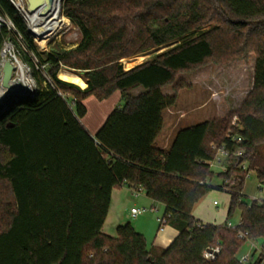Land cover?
<instances>
[{"label": "trees", "instance_id": "obj_1", "mask_svg": "<svg viewBox=\"0 0 264 264\" xmlns=\"http://www.w3.org/2000/svg\"><path fill=\"white\" fill-rule=\"evenodd\" d=\"M0 14L15 27L1 28L0 53L14 43L36 82L32 93L0 107V264H242L249 241L260 251L247 264L264 262V200H242L250 173L264 186V0H65L80 41L48 53L38 51L10 0H0ZM251 55L253 87L238 110L180 129L168 149L156 147L164 112L187 88L179 74L248 63ZM136 57L126 66L141 64L126 70L122 61ZM61 69L81 73L87 87L60 80ZM116 92L124 105L93 138L81 123L84 101ZM222 149L228 155L216 175L211 166ZM215 176L231 197L228 218L240 212L235 228L193 215ZM123 186L165 207L178 232L167 248H149L130 222L115 237L103 233L113 191Z\"/></svg>", "mask_w": 264, "mask_h": 264}, {"label": "rangeland", "instance_id": "obj_2", "mask_svg": "<svg viewBox=\"0 0 264 264\" xmlns=\"http://www.w3.org/2000/svg\"><path fill=\"white\" fill-rule=\"evenodd\" d=\"M62 16L66 20L62 32L59 33V31H56L55 33H53L49 38L51 41H49V39L41 42L35 41V45L39 52L48 53L54 49L70 50L78 45L80 41L79 30L71 23V21L67 17L64 16L63 8ZM176 44L177 43H172L168 46L147 52L143 55L145 56V58L141 63L148 61L153 56L162 53L166 49L171 48ZM14 56L18 58L21 65L20 67H16V80L24 77L27 80V89L30 91V93H32L36 88V82L32 76L31 69L22 61L17 46L14 43H10L9 46L3 48L0 53V97L4 93V87L2 85L4 78V66L7 62L12 61ZM252 58L254 60V56H252ZM122 62L123 65L128 69V67L126 66V61L124 62L123 60ZM211 65L212 64L199 67L193 69L192 71L181 73L178 75V78L185 85H187V88L182 90L183 92L180 94L182 109L186 111L187 115L184 119H182V122L179 123V127L181 128L186 127L187 123L196 125L210 121L212 120V118H214L213 116L215 115V112L213 110V104H210L211 100L209 99H212L215 93L211 88H209L211 86H208V84L206 83L209 81L208 67H210ZM80 74L81 73L79 72L70 71L68 69H61L58 77L60 80H69L71 83L79 86L80 88L82 87L83 89L86 86L85 82L81 79ZM218 76L219 82H215L217 92L215 101H218L220 106L222 104L227 105L230 101H236L238 104L244 99V97L252 87V71L250 68V62L246 64L243 70L235 69L234 71H229L228 74L226 73L225 75L221 74ZM169 89L172 90L171 87ZM141 91L143 90L140 89L138 91H135L134 94L137 95ZM114 95L115 93L109 99L103 101H99L95 97H89L88 99H86L84 102L87 108V113L86 116L82 119L83 124L95 123V121L98 122L103 116H105V114H107V119L111 106H116V100L121 97L119 92L118 94H116L117 96ZM220 101L222 102L220 103ZM1 102L2 101L0 100V107L3 104ZM122 105H124V102H122ZM223 109L224 108L221 109L223 111V113L220 114L221 116H218L216 119L224 118L227 116L228 111H224ZM170 111L172 112V114H169L168 112L166 113L167 124L170 123L171 119L179 118L181 115L178 113L176 114V110L171 109ZM165 132L163 135H165ZM211 148L217 149L216 145H212ZM259 149L261 154L264 156V142L260 144ZM219 158L220 156L216 158L211 166L216 175L223 171V167L218 163ZM222 184L223 180L217 176H215L210 181L212 190L198 202V204L194 208L193 215L196 219L202 221L205 224L224 226L225 224L231 223L234 227H237L241 222L240 212L237 211L232 217L228 218L227 213L231 197L226 190L217 189L218 187L222 186ZM260 188L261 186H259L256 174L250 173L244 185L242 198L243 202L247 205H251L254 201H263L264 186H262V190ZM152 206L157 209V212L155 214L146 213L138 217L137 219H133L130 217V210L132 207L139 209H150ZM164 214L165 207L162 204L149 199L144 193H141L136 198V196L127 191L125 192V194L120 196L118 201L113 204L111 212L110 214H108L109 217L108 219H106L107 222L106 224H104L105 227L103 229V233L108 236L115 237L117 227L130 222L135 230H137L139 226L141 230L146 232L145 238L148 242V247L151 248L152 239L160 233L158 230L159 223L157 222V217H163ZM120 220H124L122 221L124 223L118 225V222H120ZM254 244L258 247L257 253H259V244ZM253 252L254 250H252L251 246L247 244L242 249L240 256Z\"/></svg>", "mask_w": 264, "mask_h": 264}, {"label": "crops", "instance_id": "obj_3", "mask_svg": "<svg viewBox=\"0 0 264 264\" xmlns=\"http://www.w3.org/2000/svg\"><path fill=\"white\" fill-rule=\"evenodd\" d=\"M252 56H254V55H251L250 56V60H249V62H250V68H251V71H252V87H253V73H254V63H255V56H254V60H253V58H252ZM137 58H139V57H136V58H133V59H128V60H124V62L125 61H135ZM139 64H141V63H139ZM139 64H135V65H133L132 67H130V68H126L125 66V69L126 70H129V69H131V68H133V67H135V66H137V65H139ZM246 64L247 63H245V62H236V63H234V64H232V65H230V66H228V67H222V66H218V65H214V64H212L210 67H208L209 68V72H208V74H209V81L208 82H206L207 84H208V86H211V87H209V88H211L212 89V91L215 93L214 95H213V97H212V99H209V100H211V102H210V104H213V110H214V112H215V115L213 116L214 118H212V120H214V119H216L218 116H221L220 114L221 113H223V111L221 110L222 108H224L223 110L225 111H228L227 112V115L229 114V113H231V112H233V111H236V110H238L239 108H240V106H241V104L243 103V101L245 100V98L247 97V95L249 94V92L251 91V89H252V87H251V89L248 91V93H247V95L244 97V99L242 100V101H240L238 104H237V102L236 101H230V102H228V104L227 105H225V104H222L221 106L219 105V103H218V101L216 102L215 101V98L217 97V92H216V84H215V82L217 83V82H219L218 81V75H221V74H223V75H225L226 73L228 74V72L229 71H234L235 69H241V70H243V68L246 66ZM221 73V74H220ZM230 74V73H229ZM74 75V74H73ZM82 79V78H81ZM62 81L64 80V79H61ZM83 80V79H82ZM178 80H180L179 78H178ZM65 82L67 81L68 83L70 82L69 80H64ZM84 81V80H83ZM85 82V81H84ZM71 83V82H70ZM85 86H86V82H85ZM82 88V87H81ZM86 88V87H85ZM85 88H83V89H85ZM170 87H166V88H164L163 89V93L165 94V95H172L173 94V90H170L169 89ZM172 88V87H171ZM140 90V89H139ZM166 92H165V91ZM136 91H138V90H136ZM134 92L135 91H133L132 93L134 94ZM183 91H181V92H179V94H178V102H177V104H176V106H174V107H172V108H170V109H168V110H166V112H164V125H163V129H162V132H161V134H160V136L158 137V139H157V141H156V147L157 148H159V149H168L169 148V146L171 145V142H172V140H173V138L175 137V134L180 130V128L181 127H179V123H181L182 122V119H184L187 115H186V111L184 110V109H182V105H181V99H180V94L182 93ZM120 93V92H119ZM172 93V94H171ZM116 94H118V92H116L115 93V95ZM114 95V96H115ZM117 96V95H116ZM120 96H121V94H120ZM209 100H208V102H209ZM122 97H120L118 100H116V102H115V105L116 106H111V108H110V112H109V114L114 110V109H116V108H121V107H123V105H122ZM207 102V103H208ZM214 102H216V103H214ZM222 101H220V103H221ZM85 103V102H84ZM209 104V105H210ZM209 105H207V106H209ZM232 105H233V107H232ZM115 107V108H114ZM221 108V109H220ZM176 110V114L178 113V114H181L180 115V117L179 118H176V119H171L170 120V123H168L167 124V119H166V113L168 112L169 114H172V112L170 111V110ZM108 114V115H109ZM106 116H107V114H105V116H103L98 122L97 121H95V123H89V124H83V122H82V120H81V122H82V125L85 127V129L89 132V134L93 137V138H95V136H96V134H97V132L99 131V129L102 127V125L104 124V122H105V120H106ZM211 121V120H210ZM193 125H195V124H193ZM192 124H189V123H187L186 124V127H190V126H193ZM186 127H184V128H186ZM181 129H183V128H181ZM166 131V132H165ZM164 132H165V135H163L164 134ZM127 191H129L130 193H132L133 194V192L130 190V189H128L127 187H125V186H123L122 188H120V189H117V190H114L113 191V194H112V199H111V206H110V212H111V209H112V206H113V204L116 202V201H118V199L120 198V196L121 195H123V194H125V192H127ZM134 195V194H133ZM135 196V195H134ZM137 198V197H136ZM153 208H155L154 206H152ZM132 208H135V207H132ZM131 208V209H132ZM156 209V208H155ZM157 210V209H156ZM131 211V210H130ZM110 212H109V214H110ZM108 217H109V215L107 216V219H108ZM130 217H131V215H130ZM132 218V217H131ZM118 220V219H117ZM122 221H124V220H120V222H118V225L119 224H122V223H124V222H122ZM106 222H107V220H106ZM106 222H105V224H106ZM117 225V224H116ZM104 227H105V225H104ZM104 227H103V229H104ZM159 230V229H158ZM103 231V230H102ZM137 232H141V231H143V230H141V228H139V226H138V229L136 230ZM139 232V233H140ZM160 232V231H159ZM158 232V233H159ZM143 233V234H142ZM146 232L145 231H143V232H141L140 234H142V235H146L145 234ZM161 233V234H160ZM159 234H157L153 239H152V244H151V247H158V248H167L172 242H173V240L177 237V235H178V232L175 230V229H173L172 227H170V226H166V228L164 229V231H162V232H160ZM111 235V234H110Z\"/></svg>", "mask_w": 264, "mask_h": 264}, {"label": "built area", "instance_id": "obj_4", "mask_svg": "<svg viewBox=\"0 0 264 264\" xmlns=\"http://www.w3.org/2000/svg\"><path fill=\"white\" fill-rule=\"evenodd\" d=\"M10 1L12 2L14 7L17 9L19 14L21 15V17L25 21V23L28 27V31L33 36L34 41H38V39L48 40L52 36L53 31L45 30L43 28H45L52 21H57V19H58V21H60V18L63 17L62 16V8H63V3L65 0H46L44 5L41 4V3H44V2H42L43 0H36L37 9L35 11L32 10V5L30 2L31 0H23V1H21V0H10ZM35 18H39L41 21L36 23ZM3 26L7 27L9 30L15 29L12 21L3 17L0 14V30ZM64 26H65V23H62L61 27H58L57 29H55V31L58 30L59 33L62 32L64 29ZM49 41H51V40L49 39ZM10 43L11 42L6 43L4 45V48L8 47ZM5 53H6V51H5ZM11 62L14 63L15 67L21 66L19 63V60L16 56L13 57V60ZM240 140L241 139H239V141ZM219 155H220V157H227L228 154L224 149H222V150H220ZM237 155L242 156V152H239ZM141 193H142L141 190L133 192V194L136 197H138ZM156 212H157V210L153 207H151L150 209L132 208L130 211V215L133 219H137L138 217H140L146 213L155 214ZM157 222L159 223V231L160 232L164 231L166 226H168V218L165 215L163 217H157ZM228 225L231 228H235L231 223H229ZM246 236H247L246 234L241 233L239 235V238L245 239ZM248 244L251 246V249L254 250V252H256V253L258 252V247L254 244V242L249 241ZM212 250L217 255L220 252L219 247L212 249ZM217 255H214L212 253H208V250L204 252V258L206 260H214ZM252 258H253V253H248L246 255L240 256L239 260H240V263L247 264L249 261L252 260ZM261 264H264V262H261Z\"/></svg>", "mask_w": 264, "mask_h": 264}, {"label": "bare ground", "instance_id": "obj_5", "mask_svg": "<svg viewBox=\"0 0 264 264\" xmlns=\"http://www.w3.org/2000/svg\"><path fill=\"white\" fill-rule=\"evenodd\" d=\"M21 1H23V0H21ZM45 1L46 0H43L42 2H44V3H41V4L44 5ZM35 19H36L35 20L36 23L41 21L39 18H35ZM65 22H66V20L62 17V18H60V21H58V19H57V21H52L43 29L51 30V31H53V33H55L56 31H58V30L55 31V29H57L58 27H61L62 23H65ZM38 41L41 42V41H45V40L38 39ZM26 88H27V80L24 77L21 79H17V80L15 79V81L12 83V88L10 90L5 89V87H4V93L0 97V100L2 101L1 103H4L13 94L23 95Z\"/></svg>", "mask_w": 264, "mask_h": 264}, {"label": "water", "instance_id": "obj_6", "mask_svg": "<svg viewBox=\"0 0 264 264\" xmlns=\"http://www.w3.org/2000/svg\"><path fill=\"white\" fill-rule=\"evenodd\" d=\"M31 5H32V10H36L37 9V2L36 0H31ZM16 73H17V69L14 65L13 62L9 61L5 64L4 66V78H3V87H5V89L10 90L12 88V83L15 81V77H16ZM87 87V84H86ZM30 91L26 88L25 92L23 93V95H27L29 94ZM208 253H212L214 255H217L212 249L208 250Z\"/></svg>", "mask_w": 264, "mask_h": 264}]
</instances>
